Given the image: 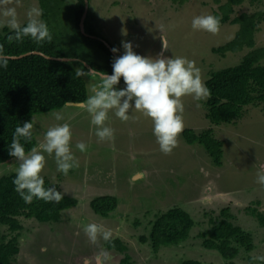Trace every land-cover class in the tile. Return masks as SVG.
<instances>
[{"label": "rangeland", "instance_id": "374dc122", "mask_svg": "<svg viewBox=\"0 0 264 264\" xmlns=\"http://www.w3.org/2000/svg\"><path fill=\"white\" fill-rule=\"evenodd\" d=\"M226 2L91 0L90 25L105 45L106 41L119 49L117 55L123 54L121 42L130 41L137 54L155 57L161 53L164 41L167 50L163 55L193 62L206 83L210 72L237 65L249 52L247 48L236 53L229 51L225 56L213 52L233 41L239 26L226 24L216 33L192 28L194 17L215 16L214 11ZM32 7L41 9L39 0H0V27L9 26L8 17L3 14L6 9L15 8L17 22L24 25ZM235 12L232 17L243 13L264 16V0L256 6L245 3ZM71 15L67 13L57 20H64L61 26L67 31L73 28ZM257 28L256 47H264V20ZM94 57L86 53L83 59L104 60L103 55ZM75 68L92 95L99 78L80 62L75 63ZM124 86L121 78L117 87ZM206 100L207 96L201 100L192 95L181 98L183 131L193 129L199 134L213 128L214 136L224 142L222 167L214 165L203 147L186 143L183 132L173 150L165 154L153 134L152 120L135 109L130 110L127 121L116 118L114 110L109 112L105 123L114 130V135L105 141L96 136L91 116L75 105L35 116L33 131L38 145L44 142L50 127L70 125L71 151L78 167L65 175L57 170L55 155L43 153L46 162L41 175L58 185L61 194L78 200L79 204L63 211L58 223L43 224L21 218L24 230L20 233V253L14 264H121L124 255L107 250L112 241H121L127 246L133 264H182L188 260L230 264L217 251L206 249L202 238L211 228V217H218L224 208H230L235 226L253 235L257 247L251 253L241 254L233 264H264V228L247 212L251 207L264 211V185L256 182L257 173H264V113L260 107H248L244 118L236 124L211 126L202 104ZM57 113L63 120L55 119ZM80 142L86 145L83 152L76 148ZM18 167L17 159L9 165H0V177L16 173ZM99 196H113L118 200V208L107 218L94 214L91 209V201ZM173 207L190 213L195 226L187 241L162 247L155 253L151 244H143L141 238L149 235L157 217ZM89 224L110 232L108 239L100 232L94 241L90 239L85 232ZM3 235L12 236L7 227L0 226V241Z\"/></svg>", "mask_w": 264, "mask_h": 264}, {"label": "trees", "instance_id": "16d2710c", "mask_svg": "<svg viewBox=\"0 0 264 264\" xmlns=\"http://www.w3.org/2000/svg\"><path fill=\"white\" fill-rule=\"evenodd\" d=\"M261 1L227 0L214 11L215 17L220 20L219 28L230 24L239 26V31L233 41L215 48L213 52L222 56L229 51L236 53L246 48L249 52L237 65L210 72V78L205 83L209 94L202 104L211 126L236 124L244 118L248 107H260L264 113V47H256L255 42L257 27L264 16L261 13H243L232 17L243 4L256 6ZM39 2L43 11L42 19L52 31L51 41L36 43L30 37L17 39L9 26L0 27V165H9L16 160L9 156L8 147L18 125L25 121L33 122L37 115L61 110L69 102L80 103L89 96L87 84L75 68V63H82L86 69L84 64H88L93 70L111 74L112 62L116 57L102 38H92L100 37L90 25L93 20L90 10L85 21L86 34H83L80 23L86 8L85 0ZM71 2L72 6L69 5ZM59 13L60 18L57 17ZM67 13L72 14L73 27L68 31L61 26L64 20L57 22ZM86 53L94 55V58L103 55L104 60L83 59ZM51 58H70L74 61L63 62ZM182 136L189 145L198 144L203 147L214 165L222 167L224 142L214 136L213 128L199 134L193 129H187ZM21 143L24 144L26 154L33 147H38L34 131L31 141L21 140ZM15 175L12 172L0 177V226L7 227L12 235L1 237L0 264H14L20 253V233L24 230L21 218L35 219L43 224L58 223L63 211L79 204L78 200L63 194L59 203H46L36 198L31 203H25L15 191ZM44 181L45 187L53 186L60 191L58 185L47 179ZM90 206L96 215L107 218L118 208V200L113 196H99L91 201ZM247 212L264 228V211L251 207L247 208ZM232 218L230 208H224L218 217H211L210 230L202 234L204 247L217 251L230 264L239 257L241 250L247 253L254 250L251 233L235 226L231 222ZM194 226L190 213L173 207L155 219L149 235L142 237L141 242H149L154 252L158 253L162 247L180 245L187 241ZM108 249L124 255L121 264H133L127 246L121 241L110 242ZM182 264L201 263L188 260Z\"/></svg>", "mask_w": 264, "mask_h": 264}, {"label": "clouds", "instance_id": "9594fccd", "mask_svg": "<svg viewBox=\"0 0 264 264\" xmlns=\"http://www.w3.org/2000/svg\"><path fill=\"white\" fill-rule=\"evenodd\" d=\"M3 14L8 17V25L14 30L17 39L30 37L36 43L51 41V32L41 19L42 9L30 8L27 12V23L24 25L17 22L15 8H8ZM219 26V18L210 14L196 16L192 20L193 30L216 33ZM121 46L123 54L114 58L112 73L92 70L91 73L99 78L98 87L94 88L93 94L84 101L69 102L68 105H75L91 116V124L96 126L95 134L100 141L110 140L114 135V130L105 123L109 119L110 111L114 110V116L121 121H127L130 110L135 109L152 120L153 134L160 150L168 154L176 146L177 138L184 130L181 98L192 95L195 99L201 100L209 94L200 70L194 67L193 62L183 57L164 56L163 52L167 50L164 41L161 53L155 57L137 54L130 41H122ZM111 51L116 54L119 49L113 47ZM121 78L125 85L123 88L117 87ZM55 119L61 121L63 116L57 113ZM33 127L32 120L18 125L8 147L9 156L19 161L13 181L15 191L25 203H31L34 198L46 203H59L62 199L61 192L53 186H44L45 181L41 172L46 161L43 153L54 154L57 170L65 175L78 167V161L71 151V127L68 123L50 127L45 133L44 142L26 154L21 140L31 141ZM76 148L83 152L86 145L80 142ZM256 182L264 185V173H257ZM85 232L93 241L98 232L103 233L105 239L110 236V232L104 231L102 226L96 224H89Z\"/></svg>", "mask_w": 264, "mask_h": 264}, {"label": "water", "instance_id": "95a60500", "mask_svg": "<svg viewBox=\"0 0 264 264\" xmlns=\"http://www.w3.org/2000/svg\"><path fill=\"white\" fill-rule=\"evenodd\" d=\"M85 2H86V8H85V12H84V14H83V17H82V20H81V23H80V28H81L83 34H86V31H85V21H86V19H87L88 12H89V6H90L88 0H85ZM92 38H96V39H98L97 37H93V36H92ZM105 43H106V42H105ZM106 45H107L110 49L112 48L109 44L106 43ZM115 55L117 56V54H115ZM23 56H25V55H22L21 57H23ZM12 58H13V59H17V58H19V57H12ZM51 59H53V60H58V61H63V62L74 61L73 59H68V58H64V59H54V58H51ZM86 67L89 69L90 72L93 70V69L91 68V66H89V65H87V64H86Z\"/></svg>", "mask_w": 264, "mask_h": 264}, {"label": "crops", "instance_id": "0c3cea01", "mask_svg": "<svg viewBox=\"0 0 264 264\" xmlns=\"http://www.w3.org/2000/svg\"><path fill=\"white\" fill-rule=\"evenodd\" d=\"M251 235H252V234H251ZM252 237H253V235H252ZM253 243H254V250H253V251H255V250L257 249V247H256V244H255L254 239H253ZM107 250H109V249L107 248ZM253 251H252V252H253ZM243 253L248 254L245 250H241V251H240V254H239V257H240V255L243 254ZM249 253H251V252H249Z\"/></svg>", "mask_w": 264, "mask_h": 264}]
</instances>
